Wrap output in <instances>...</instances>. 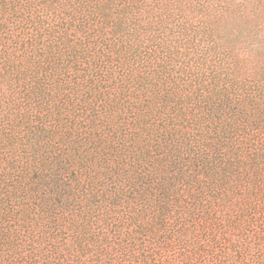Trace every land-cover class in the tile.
I'll use <instances>...</instances> for the list:
<instances>
[{
	"label": "trees",
	"instance_id": "obj_1",
	"mask_svg": "<svg viewBox=\"0 0 264 264\" xmlns=\"http://www.w3.org/2000/svg\"><path fill=\"white\" fill-rule=\"evenodd\" d=\"M0 264H264V0H0Z\"/></svg>",
	"mask_w": 264,
	"mask_h": 264
}]
</instances>
